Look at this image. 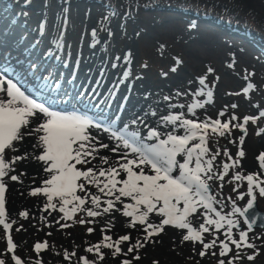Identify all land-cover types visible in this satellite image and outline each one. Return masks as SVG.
Segmentation results:
<instances>
[{
    "label": "snow or ice",
    "instance_id": "1",
    "mask_svg": "<svg viewBox=\"0 0 264 264\" xmlns=\"http://www.w3.org/2000/svg\"><path fill=\"white\" fill-rule=\"evenodd\" d=\"M109 10L111 16H119L112 6H109ZM109 19L108 15L102 18L103 21ZM100 26L104 28L103 23ZM105 30L109 37L113 35L111 30ZM39 31L41 34L45 32L43 21ZM91 37L95 40L97 29L92 30ZM22 41L23 38L13 45L12 50L0 55V226L6 236V249L4 253H0V264H7V254H11L12 264H25L15 251L17 245L13 241L11 230L17 221L7 219L5 193L6 178L22 182L20 175L24 173H11L16 171L17 162L30 158L29 153L11 157L9 153L19 152L17 145L27 137L34 138L31 147L39 154L32 155L31 159L40 163L45 177L41 186L32 188L29 195L45 198L46 203L42 211L47 212L48 216L53 212L62 213L60 218L55 220L60 228L71 226L68 223L61 224V220L81 225L92 224L96 217L118 212L123 217L130 218L126 227L144 233L143 241L137 239L134 243L131 242L130 234L121 235L116 240H113L111 235H103L100 242L85 249L87 253L96 255V261L81 256L79 264H99L104 259L102 248L112 250L113 257L121 254L127 257L135 252L131 259L121 261V264H133L134 260L140 259L139 250L151 242L153 236L159 235L165 226L184 230L181 243L201 244V258L205 257L209 250L218 248L221 257L218 264H226L223 257H228L227 264H236L245 256L250 262L256 259L260 249L250 241L249 234L254 231L258 221L259 226L264 228V213H260L256 207L257 193L259 197H264V176H261L260 172L245 175L235 171L240 167L241 158L245 156L242 147L235 159L225 148L223 156L227 160L217 164L221 150L217 147L213 151L209 142L214 137L229 139L232 130L239 129L242 133L239 143L242 146L248 135L247 125L249 122L256 124L264 118V109H260L255 116H244L240 122H237L239 118L235 113L228 119L221 120V117L226 116L228 106L218 113L216 119L207 116L200 119L197 112L213 103L212 88L215 87L214 84L211 88L208 86L207 75H204L196 78L198 87L195 91L189 88L187 92L174 93L175 97L190 95L191 102L172 103L173 96H164L163 100L169 102L166 115L158 116L157 110L152 109L143 115H136L129 123H123L121 126L118 124L122 119L119 112L114 118H103L111 97L108 100H97L101 93L96 87L78 94L80 99L77 103L82 106L80 108L70 100H57L55 96H51V92L57 93L58 96H67L61 80L50 71L45 75V59L50 58L52 48L44 52L41 60L34 61L30 54H24L27 49L23 52L20 50ZM39 43L40 41L34 42L31 47H38ZM3 44L4 42L0 41V46ZM56 45L62 48V39H58ZM90 46L94 47V44ZM55 58L59 59L58 56ZM115 59L122 60L129 66L132 63L130 52ZM180 63L177 59L176 64ZM117 67L118 64L113 62L112 68ZM170 70L176 72L177 68L172 67ZM207 71L211 73L213 69L209 68ZM103 74L102 69L101 75ZM163 75L166 77L167 73ZM251 75L253 74L246 72L245 80ZM74 76L75 73L73 78L69 79V84L73 82ZM129 76L130 68L126 67L120 77V83ZM30 80L37 82L36 89L39 92L49 94L48 98L56 107L32 98L30 90L25 87ZM192 82L190 80L188 84L191 85ZM99 83L97 80L96 84ZM254 90L255 85L248 83L242 93L249 98V93ZM124 99L127 100V97ZM123 107L121 105V109ZM231 107L235 109L238 106L232 104ZM253 107L259 108V105L254 104ZM92 108L97 110L101 119H93L87 114ZM175 109L181 111H173ZM184 109L186 111H183ZM149 117H158L157 126L148 123ZM92 130L107 133L106 138L111 142V146L102 142L98 134L93 135ZM262 133L264 128H258L256 135ZM229 143L235 141L229 139ZM101 149L116 154L115 162H110L108 156L100 155ZM256 159L260 170L264 171V152ZM97 160L98 164L95 163ZM230 170L232 176L227 183L233 185L232 192L237 193L235 199L230 195L224 197L221 191L213 192L212 188V182L218 181L219 189L222 190ZM245 182L247 191H239ZM245 196L248 197L247 203L241 207L238 201H243ZM229 207L230 210L226 212L225 208ZM201 209L203 211L199 214L203 222L197 227L194 226L192 217ZM80 213L83 215L77 221L75 217ZM153 215L160 218L158 222H152ZM19 216L28 219L29 213L27 210L21 211ZM41 220L46 222L47 217L41 216ZM46 226L51 225L46 223ZM22 227L21 225L15 230L18 232ZM93 231L92 227L87 229L89 234ZM105 231V228H101L102 233ZM47 234L51 235L50 232ZM205 234L211 237L207 242ZM221 235L223 239H220ZM254 239L261 237L256 236ZM125 242H129L126 252L121 248ZM47 247V241L36 242L33 250L39 257L41 251ZM246 249H252V254H247ZM211 255L216 256V251H212ZM75 256V251L64 252V259L69 262ZM35 264H40V260L37 259Z\"/></svg>",
    "mask_w": 264,
    "mask_h": 264
},
{
    "label": "rangeland",
    "instance_id": "2",
    "mask_svg": "<svg viewBox=\"0 0 264 264\" xmlns=\"http://www.w3.org/2000/svg\"><path fill=\"white\" fill-rule=\"evenodd\" d=\"M0 1V11L1 8L6 7L11 10L9 14L10 21L16 15H23L24 20L21 22L25 23L27 27L19 28L23 29L21 34L18 31L19 37L26 36L23 37L26 40L29 37L34 38L37 36L40 43L36 49H43L45 52L52 48L51 55L53 58L56 56L61 57L62 52L65 50L71 58L81 56L83 55L81 52H83L85 55H97V59L106 63L112 72L123 73L126 67L130 68V76L126 80L130 82L138 80V86L147 97L145 98L151 101L154 100L153 104L161 110L166 109L164 115L169 111L167 108L169 102L164 101L163 97L173 96L172 103L187 104L191 102L192 97L190 95L175 97L174 93L176 91L184 93L189 88L195 91L198 87L196 78L204 75H207L206 82L208 86L211 88L214 84L215 87L212 88L214 93L213 103L206 105L204 109L197 112L200 119L205 116L216 119L218 113L225 106H228L227 114L225 117H221V120H226L235 113L239 118L237 122H240L244 116H255L260 109H264V67L263 70H256V72L247 69L253 67L251 63L248 64V60H252L253 52L246 49L243 44L235 43L232 37H225L220 31L197 25L195 27L185 25L178 29L176 28L177 21L169 14L154 20L145 18L137 26L133 23L124 24L113 16H109L108 21H103L99 18L95 6L89 0H50L51 2L48 3L45 0H31L30 6L33 12L27 14L20 6H15L14 3L21 4L19 1H11L10 6L6 3L2 4L3 1ZM253 6L257 7L258 4L255 3ZM7 11L9 12V10ZM7 11L5 10L7 14L5 19L8 20ZM42 21L45 25L43 34L39 31ZM101 23L104 24V28L100 26ZM94 28L97 29L95 40L91 37ZM105 29L111 30L113 35L109 37ZM58 37L63 41L62 48L56 45ZM93 44L94 47L90 46ZM127 48L132 52V63L129 66L123 62L125 64L123 67L120 64L121 61H116L115 58L117 56L121 57ZM177 59L181 61L179 65L176 64ZM113 62L118 64L117 68H112ZM145 65L146 67H144ZM229 65L233 66L229 67ZM172 67H176L177 71L172 72L170 70ZM209 68L213 69L211 73L207 71ZM246 72L253 74L247 80L244 78ZM163 73H167V76L165 77ZM190 80L193 81L191 85L188 84ZM248 83H253L255 90L249 93V98H246L242 93V89ZM238 92L241 94L229 95V93ZM232 104H236L238 107L233 109ZM254 104L259 105V108L253 107ZM179 110L181 109L173 111ZM160 116L162 115L160 114ZM258 128H264V118L258 120L256 124L249 122L247 125L248 135L245 137L242 146L239 143V137L242 135L239 129H233L229 138L235 143H229V139L225 138H212L209 147L213 151L217 147L221 150V156L217 158V164L227 160L223 156L225 148L235 159L237 152L242 147L245 156L241 158L240 167L235 171L243 172L245 175L260 172L261 176H264V171L260 170L259 162L256 159L260 153L264 152V133L257 136L256 131ZM249 167L253 169L250 170ZM231 176L232 171L230 170L229 176L225 178V186L222 190L219 189L220 182H212L213 192L221 191L224 197L230 195L235 199L237 193L232 192L233 185L227 183ZM239 191H247L246 182ZM247 200L248 197L245 196L243 201H238L239 206L243 207ZM256 207L258 211L264 213V197H259L258 193ZM229 210L230 207L225 208L226 212ZM82 215V213L78 214L75 219L78 221ZM59 218H50L46 222L31 215L28 219L21 217L16 219L7 218L8 220L17 221L13 225L11 235L17 245L16 254L24 262L35 264L37 259L42 262V255L51 257L54 260L52 261L53 264H79V257L81 256H86L90 261H96V255L87 253L85 249L100 242L103 235H111L113 240H116L121 235L130 234L132 243L137 239L143 241L144 233L142 231L126 226L114 229V227L104 222V216L96 217L95 222L92 224L85 223L83 225L61 220V224L68 223L71 225L65 228H60L55 223V220ZM85 219L92 218L85 217ZM46 223L51 226H46ZM21 225L23 227L17 232L15 229ZM89 227L94 229L91 234L87 232ZM101 228H105L106 231L102 233ZM49 232L51 235L47 234ZM205 235L207 242L211 237ZM249 236L250 241L254 242L260 249L259 255L251 262L245 256L236 264H264V229H254ZM256 236H260L261 239H254ZM223 238V235H221L220 239ZM236 238L238 239V235ZM181 240L182 236L178 237L167 228H164L159 235L153 236L151 242L145 244L139 250L140 259L134 260L133 264H154V262L155 264H218V260L221 259L218 248L209 250V253L201 258L199 256V252L202 250L201 244L181 243ZM44 241H47L48 247L41 251L44 254L41 255L40 253L37 257L33 246L36 242ZM128 246L129 242H125L121 245V248L126 252ZM5 249L6 236L2 226H0V253H4ZM65 250L69 253L76 252V256L72 258L71 262L64 259ZM101 251L104 253V259L99 263L106 264L108 259L113 258L112 250L102 248ZM212 251H216L217 255L212 256ZM245 252L252 254L253 250L246 249ZM234 253L235 248L233 246L232 254ZM135 254V252L129 254L128 259H131ZM10 255L7 254L5 257L7 264H12ZM117 257L125 256L121 254ZM223 259L227 264L228 257H223Z\"/></svg>",
    "mask_w": 264,
    "mask_h": 264
},
{
    "label": "bare ground",
    "instance_id": "3",
    "mask_svg": "<svg viewBox=\"0 0 264 264\" xmlns=\"http://www.w3.org/2000/svg\"><path fill=\"white\" fill-rule=\"evenodd\" d=\"M4 20L5 23L0 20V41L4 42L3 46H0V55H3V53L13 49V45L17 41L21 40L19 33L21 34L23 29L21 30L19 28L23 26L27 27L25 23L21 22L24 19L20 15H16V17L9 22L7 19ZM28 41L29 38L26 40L23 39L20 50L23 52L24 49H27V52L24 53L25 55L30 54V58L34 61L41 60L44 54L43 49L31 47L27 43ZM127 52L131 53L132 58V52L128 48L124 51L121 57H123ZM81 53L83 55L71 58L69 53L65 50L62 52V55L59 57V59L53 58L52 55H50V58L45 59V75H47L48 71L53 73L57 79L61 80L64 85V90L67 92L66 97L58 96L55 92H51V96H55L57 100H70L73 104H76V106L80 108L82 106L77 103V101L80 99L78 94L85 90L90 91L93 87H96L101 93L97 100H108L109 97H111L109 107L104 110L103 118H114L115 114L119 112L121 113L122 119L118 122V124L121 126L123 123H129L131 118H134L136 115H143V113L150 112L152 109L157 110L158 116H160V114L164 115L166 109L161 110L153 104L154 100L151 101L150 99H146L147 97L138 86V80L134 82L125 80L120 83V77L122 75L121 72H112L106 63H103L100 61V59H97V55H85L83 52ZM13 55H16L14 51ZM77 61L79 62L77 63ZM120 64H122L123 67L125 66L122 60ZM102 69L104 71L103 75H101ZM73 73H75L73 82L69 84L68 81L69 79L73 78ZM97 80L100 81L98 85L96 84ZM36 83L37 82L30 80L25 85V87L30 90L32 98L36 99L37 102H47L48 104H52L53 107H56V104H54L53 101L48 98L49 94H43L36 89ZM118 84L119 86L117 87ZM125 97H127V100L124 99ZM85 99H87V97H85ZM121 105L124 106L123 109H121ZM183 111H186V109ZM87 114L93 119L102 118L97 114V110L95 108H92V110ZM105 123H107L106 119ZM148 123L151 126H157L158 117H149ZM92 131L93 135L98 134L102 142L109 143L111 146V142L106 138L107 133H98L97 130ZM33 143L34 138L27 137L25 141L17 145V147L20 149L19 152L9 153V157H11L12 155H22L23 153L28 152L30 158L28 160L17 162L15 165L16 171L11 173L16 175L24 173L23 175H20V181L22 182H14L6 178L7 191L5 193V207L7 218H19V213L25 210L28 211L29 215L37 219H41V216L47 217V219L59 218L62 215V213L53 212L51 216H48L47 212L42 211L43 206L46 203L45 198L42 196L32 197L29 195L31 189L41 186L42 179L45 178L40 163L34 159H31L32 155L39 154L38 151L31 147ZM100 155L108 156L110 162H115L116 160V154L110 153L105 149H101ZM95 163L98 164L99 161L97 160ZM91 166L92 165H89V167ZM249 168L250 170L253 169L251 167ZM117 207H120V205H117ZM200 211L203 210H199L192 217L193 224L197 227L199 223L203 222V218L199 214ZM129 219L130 218L123 217L118 212H113L104 216V222L108 223L111 227H114V229L125 227ZM159 219V217L154 215L151 217L152 222H158ZM165 228L170 230L178 237L182 236V233L184 232V230H178L171 226H165Z\"/></svg>",
    "mask_w": 264,
    "mask_h": 264
},
{
    "label": "trees",
    "instance_id": "4",
    "mask_svg": "<svg viewBox=\"0 0 264 264\" xmlns=\"http://www.w3.org/2000/svg\"><path fill=\"white\" fill-rule=\"evenodd\" d=\"M89 1L95 6L100 19L106 15L111 16L109 6H112L119 13V16L115 17L124 24L133 23L137 26L145 18L154 20L169 14L177 21L176 28L178 29L185 25L210 27L215 31L222 32L225 37H232L235 43H241L246 49L253 52L252 60H248V64L251 63L253 67L247 69L255 72L256 70H263L264 0ZM255 3L258 4L257 7L253 6ZM125 13H127V16H125ZM42 258L43 260L40 264H53L52 261L54 260L51 257L42 255ZM128 258L115 256L110 258V260L108 259L106 264H121L123 259ZM25 264L28 263L25 262Z\"/></svg>",
    "mask_w": 264,
    "mask_h": 264
},
{
    "label": "water",
    "instance_id": "5",
    "mask_svg": "<svg viewBox=\"0 0 264 264\" xmlns=\"http://www.w3.org/2000/svg\"><path fill=\"white\" fill-rule=\"evenodd\" d=\"M259 212H260V211H259ZM260 213H262V212H260ZM254 229H264V228H262V227L259 226V221H258L257 225L254 226Z\"/></svg>",
    "mask_w": 264,
    "mask_h": 264
}]
</instances>
